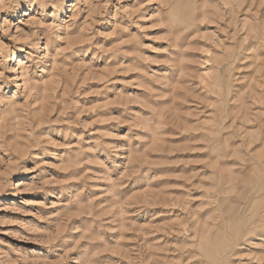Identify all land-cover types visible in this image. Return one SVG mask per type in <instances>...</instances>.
I'll return each mask as SVG.
<instances>
[{
    "label": "rangeland",
    "instance_id": "374dc122",
    "mask_svg": "<svg viewBox=\"0 0 264 264\" xmlns=\"http://www.w3.org/2000/svg\"><path fill=\"white\" fill-rule=\"evenodd\" d=\"M70 6V91L98 94L0 140V264H264V0Z\"/></svg>",
    "mask_w": 264,
    "mask_h": 264
},
{
    "label": "clouds",
    "instance_id": "9594fccd",
    "mask_svg": "<svg viewBox=\"0 0 264 264\" xmlns=\"http://www.w3.org/2000/svg\"><path fill=\"white\" fill-rule=\"evenodd\" d=\"M22 2L29 9L38 6L39 19L29 18L22 21L31 29L30 33H25L21 28H17L13 33V25L8 20L0 22V33L14 42L9 46L0 39V140H4L9 135L13 140L17 139V133L21 128L34 132L40 126L41 119L46 118L47 113L51 112L53 105L61 104L67 94L84 97L98 94L93 91L81 93L79 85H75V92L70 91L74 86L71 70L68 67L72 58L66 53L69 51L68 40L74 30L79 29L77 21L82 9L70 6L74 14L67 22L56 23L66 0H0V13L15 12ZM78 2L89 7L92 5V0H78ZM50 6L54 9L52 13L47 12ZM48 15L54 18L52 23H44ZM21 35L25 37V43L34 50L27 53L24 62L16 60L14 51L20 42L18 37ZM89 51L91 49L85 50L83 55H87ZM9 60L15 61L16 66H10ZM61 83L64 91L60 92L58 99L55 95L58 91L55 85ZM9 86L15 88L11 96L5 91ZM63 111L64 109L61 108L60 114ZM48 123L54 125L64 121L60 120L58 115L57 120L49 119ZM55 131L57 134L61 132L59 129ZM64 135L67 138V133ZM46 143L52 144L53 141L47 140ZM6 144L7 141L0 143V148L6 147ZM35 146L41 147V142L37 140Z\"/></svg>",
    "mask_w": 264,
    "mask_h": 264
},
{
    "label": "bare ground",
    "instance_id": "6f19581e",
    "mask_svg": "<svg viewBox=\"0 0 264 264\" xmlns=\"http://www.w3.org/2000/svg\"><path fill=\"white\" fill-rule=\"evenodd\" d=\"M23 8H25V6H22V5H20V7H19L18 11H21V10H23Z\"/></svg>",
    "mask_w": 264,
    "mask_h": 264
}]
</instances>
